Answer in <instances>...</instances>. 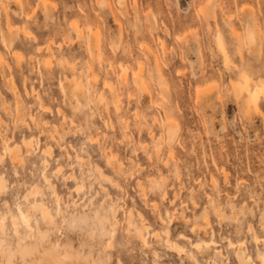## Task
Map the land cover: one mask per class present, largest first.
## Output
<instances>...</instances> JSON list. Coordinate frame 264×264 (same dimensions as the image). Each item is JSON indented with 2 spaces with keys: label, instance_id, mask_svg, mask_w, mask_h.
I'll use <instances>...</instances> for the list:
<instances>
[{
  "label": "rangeland",
  "instance_id": "rangeland-1",
  "mask_svg": "<svg viewBox=\"0 0 264 264\" xmlns=\"http://www.w3.org/2000/svg\"><path fill=\"white\" fill-rule=\"evenodd\" d=\"M122 4L121 0H0V97L13 108L33 106V112H42L45 121L58 125L65 120L78 123L72 120L74 108L91 95L103 118L93 120L99 133L91 137L96 143L89 154L98 156L100 141L110 137L107 147L111 151L104 165L111 160L117 168L137 162L143 166L146 161L142 151L133 155L141 141L151 140L146 132L136 130L144 110L151 108L163 124L168 121L169 106H174L191 138L188 152L176 149L188 169L182 174L185 188L198 181L214 183L251 210L241 236L232 222L214 223L207 232L201 223V241L210 242L211 249L222 255V249L235 246L234 261L241 245L255 258L261 247L256 239L264 238V97L259 94L253 103L251 95L264 84V54L259 49L254 55L244 53L237 58L245 65L241 69V63L225 60L215 33L231 39L249 16L264 22V4L261 0H216L207 21L208 0H122ZM74 23L81 28L79 35ZM95 30L97 43L91 36ZM154 73L171 87L153 84ZM222 83L232 93L227 101L220 91ZM214 105L221 106L229 121L236 118L235 127H229L223 138L207 133L205 117L212 114ZM241 105L245 112L251 111V117L240 118ZM44 139L40 138L41 145ZM81 141L79 136L68 137L73 146ZM59 151L55 149L54 154ZM67 154L75 155L70 149ZM135 188L133 180L127 188L128 203L135 200L143 208ZM169 188L163 209L156 198L149 197L161 218L175 213L180 205L176 200L179 185L176 191ZM179 195L187 203V191ZM144 212L159 223L150 208ZM171 229L173 235L193 239L181 221L173 220ZM179 258L166 251L169 261L175 259L178 264Z\"/></svg>",
  "mask_w": 264,
  "mask_h": 264
},
{
  "label": "clouds",
  "instance_id": "clouds-1",
  "mask_svg": "<svg viewBox=\"0 0 264 264\" xmlns=\"http://www.w3.org/2000/svg\"><path fill=\"white\" fill-rule=\"evenodd\" d=\"M215 6L216 0H208L206 21L211 19ZM239 29L231 39L219 32L215 39L221 44L225 60L239 62L244 69L238 57L244 53L254 55L257 49L264 54V22L249 16ZM152 83L171 87L159 73L153 74ZM220 91L225 101L230 99L232 93L227 84L222 83ZM77 103L72 120L78 123L65 120L53 125L43 119L42 112H33V106L21 108L17 104L13 108L0 97V264H177L175 259H166L167 250L179 254L178 264H264V238L256 239L261 247L255 258L241 245L235 261V246L222 249V255L201 241V223L207 232L214 223L232 222L237 225V236H241L244 218L251 210L214 183L198 181L196 186L185 188L182 174L188 169L176 149L188 152L186 145L191 138L174 106H169L168 121L163 124L160 118H154L151 108L144 110L136 130L146 132L151 140L141 141L133 148V155L142 151L146 161L143 166L137 162L117 168L111 160L104 165L111 151L107 147L110 137L100 141L98 156L89 154L94 152L92 145L96 143L91 137L99 133L93 120L103 118L100 105L94 104L91 95ZM241 112L240 118L251 117V111L245 112L242 105ZM205 120L208 135L217 138H223L236 124V118L229 121L223 116L220 105H214ZM70 136H79L82 141L73 146L68 142ZM41 137L45 138L43 145ZM55 149L60 150L59 154H54ZM69 149L74 156L67 154ZM133 180V190L143 208L135 200L128 203L127 188ZM170 185L172 191L179 185L176 200H180V205L175 213L161 218L149 197L156 198L163 209ZM242 187L238 185V196ZM183 191H187V203L180 199L179 192ZM149 208L159 223L144 212ZM173 220L183 223L185 233L191 230L193 239L186 234L173 235Z\"/></svg>",
  "mask_w": 264,
  "mask_h": 264
},
{
  "label": "bare ground",
  "instance_id": "bare-ground-1",
  "mask_svg": "<svg viewBox=\"0 0 264 264\" xmlns=\"http://www.w3.org/2000/svg\"><path fill=\"white\" fill-rule=\"evenodd\" d=\"M75 24V25H74ZM73 25H72V27L74 28V30L76 31V33L79 35L80 33H81V28L80 27H78L77 26V24L76 23H74ZM98 30H95L94 32H89V33H91V36L95 39V42L97 43L98 42V32H97ZM218 45H219V47L221 48V44H220V42L218 41ZM125 70V68H123L122 69V73L123 72H126V70ZM123 74H125V73H123ZM125 76V75H124ZM92 78H94V77H92ZM245 84H247V82L245 81ZM107 86V85H106ZM108 87H109V85H108ZM262 87H264V84H262L259 88H256L255 90H254V92L252 93V95H251V98H252V100H253V97H255V100H256V98H257V96L259 95V89H261ZM110 88V89H109ZM108 89L109 90H111V87H109ZM261 95V94H260ZM263 97H264V95H262ZM251 100V101H252ZM46 110H49L48 108H45ZM152 205H155L154 203H152ZM205 245H209L210 246V242H205L204 243ZM173 252V251H172ZM174 253H176V252H174ZM178 254V253H177ZM238 264H239V262H238Z\"/></svg>",
  "mask_w": 264,
  "mask_h": 264
},
{
  "label": "snow or ice",
  "instance_id": "snow-or-ice-1",
  "mask_svg": "<svg viewBox=\"0 0 264 264\" xmlns=\"http://www.w3.org/2000/svg\"><path fill=\"white\" fill-rule=\"evenodd\" d=\"M259 94L264 95V87H262L261 89L258 90ZM253 103L255 102V97H253Z\"/></svg>",
  "mask_w": 264,
  "mask_h": 264
}]
</instances>
